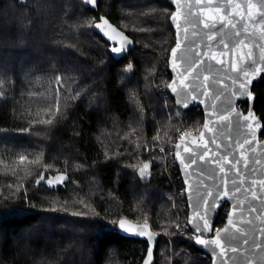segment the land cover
<instances>
[{
    "label": "trees",
    "instance_id": "1",
    "mask_svg": "<svg viewBox=\"0 0 264 264\" xmlns=\"http://www.w3.org/2000/svg\"><path fill=\"white\" fill-rule=\"evenodd\" d=\"M9 1L15 11L0 18V264H142L148 244L119 233L123 217L161 235L156 264H211L196 234L181 228L188 209L181 221L177 203L187 199L167 198L157 150L168 125L183 121L196 134L204 120L201 109L179 110L157 90L171 78L174 8L167 0H99L98 10L84 0H53L40 20L46 0H0V12ZM102 16L136 44L121 58L95 31ZM41 34L46 50L35 40ZM253 91L264 122V77ZM45 170L70 181L36 186ZM226 218L227 205L216 226Z\"/></svg>",
    "mask_w": 264,
    "mask_h": 264
},
{
    "label": "water",
    "instance_id": "2",
    "mask_svg": "<svg viewBox=\"0 0 264 264\" xmlns=\"http://www.w3.org/2000/svg\"><path fill=\"white\" fill-rule=\"evenodd\" d=\"M167 1L174 8L170 23L175 32V43L168 56L171 75L168 90L179 110L199 107L204 116L199 132L181 136L176 143L180 147L174 148L186 188L187 224L192 231L202 225L197 212L203 210L209 225L220 230L219 247L211 243L217 239L215 231L206 229L203 235L193 231L209 242L197 247L211 258V264H264V138L261 136L264 122L255 110L253 91L254 85L264 77V0ZM86 6L98 10L99 0ZM102 17L95 23V31L111 45V55L121 58L136 44L108 17ZM113 47L121 51L114 53ZM233 64L239 71L232 70ZM241 83L245 84L244 88L240 87ZM243 102L249 103L247 111L240 108ZM245 115L250 119L245 120ZM185 147L188 152L184 151ZM220 168L225 171L220 172ZM47 173L43 171L37 186L45 184L54 189L65 187L70 181L67 173ZM227 190L232 191L225 197ZM214 199L216 206L207 211L205 201L211 203ZM226 205V221L217 227L220 212ZM118 228L125 237L145 241L147 252L151 246L152 255L149 257L146 252L142 264L145 259L156 264L161 235L149 223L123 217Z\"/></svg>",
    "mask_w": 264,
    "mask_h": 264
},
{
    "label": "built area",
    "instance_id": "3",
    "mask_svg": "<svg viewBox=\"0 0 264 264\" xmlns=\"http://www.w3.org/2000/svg\"><path fill=\"white\" fill-rule=\"evenodd\" d=\"M162 77L160 73L156 75L155 80H160ZM168 83L157 85V90L159 95L163 98H167L169 93ZM167 102V100H166ZM200 109V108H198ZM192 132V128L186 123L181 122L177 127L171 128L168 133L165 135L161 145L159 148L166 149L163 156L164 160V174L167 177V186L170 188V197L177 202H185L186 201V188L183 181L182 174L180 172V168L176 162L174 155V147L176 145L177 140L184 134ZM197 238V235H194Z\"/></svg>",
    "mask_w": 264,
    "mask_h": 264
},
{
    "label": "snow or ice",
    "instance_id": "4",
    "mask_svg": "<svg viewBox=\"0 0 264 264\" xmlns=\"http://www.w3.org/2000/svg\"><path fill=\"white\" fill-rule=\"evenodd\" d=\"M84 2H85L86 4H89V3H94L95 0H84ZM100 19H104V18L101 17ZM206 26H207V25H206ZM96 28H97V30H99V28H100L99 23L96 24ZM126 39H127V38H126ZM128 44H129V46H131L132 42L129 40V41H128ZM177 46H179V45H177ZM111 50H112V52H114V53H119V52L121 51L119 48H116V47H113ZM172 55H173V56L176 55V50H175V49L172 50ZM130 67H131V65H128L127 68L125 69V71H127L128 68H130ZM232 70H233V71H239V69L237 68L236 64H233V65H232ZM245 76H247V72H245ZM57 79L59 80V77H57ZM185 79H187V77H185ZM248 83L250 84L251 81H248ZM181 86L183 87V84H182ZM60 87H62V85H58V89H57V90H59ZM240 87H241V88H244V87H245V84L241 83ZM173 91H175V89H173ZM244 119H245V120H249V119H250V116H249V115H245V116H244ZM45 123H51V121L48 120V121H45ZM204 126H205L206 128L208 127L207 124H205ZM251 127H252V125L250 124V125H249V128H251ZM212 143H215V140H213ZM176 147L179 148L180 145L177 144ZM204 147L207 149V148H208V145L205 144ZM157 150H158L161 154H164V153L166 152V149H164V148H159V147H157ZM184 151H185V152H188L189 149H188L187 147H185V148H184ZM178 155H179V154L177 153V156H178ZM205 155H207V152L205 153ZM22 159H23V158H22ZM201 159H203V157H201ZM193 163H194V161H193ZM145 167H147V165H145ZM224 171H225L224 168H220V172H224ZM233 183H235V181H233ZM231 191H232V190H227V191H225V192H224V196H225V197H228V196L230 195ZM208 195H211V192H209ZM217 196H219V193H217ZM205 203L207 204V211H211V210L216 206V200H215V199H214L211 203H208L207 201H205ZM197 207L200 208V205H198ZM197 215H199V216L201 217V219L203 220V223H202V225H198L195 229H193V231H195V232H199L201 235H203V232H204V230H206V229L209 230V231H215V232H216V235H217V239H215L214 241H211V243H213V244H215L217 247H219V246H220V239H219V232H220V230H218V229H214L213 226H210V225H209V223H208V219H207V213H206V211H203V210H202V211H198V212H197ZM228 223H229V226H231V223H232V222L229 221ZM120 227L123 228V223H121ZM224 231H227V229H224ZM195 243L198 244V245H205L206 243H209V242L205 241L204 239L197 238V239L195 240ZM233 251H235V249H233ZM147 255H148L149 257L152 255V248H151V246H150L149 249H148ZM221 255H223V254H221ZM143 264H149L148 259H145L144 262H143Z\"/></svg>",
    "mask_w": 264,
    "mask_h": 264
},
{
    "label": "rangeland",
    "instance_id": "5",
    "mask_svg": "<svg viewBox=\"0 0 264 264\" xmlns=\"http://www.w3.org/2000/svg\"><path fill=\"white\" fill-rule=\"evenodd\" d=\"M58 3L59 4H63L64 3V0H58ZM54 4V1L53 0H46V1H42V3H41V6H42V12L39 14V17L38 16H36V18L38 19H40V20H42L44 17H46L45 15L46 14H48V15H50L49 13L52 11V5ZM15 10H14V6H13V4L9 1L8 2V5L6 6V9H3L1 12H0V18L1 19H6V18H8V16H9V13H13ZM11 22H14L12 19H11ZM19 23H20V19H19ZM4 24L5 25H7V26H10V25H12L11 23L10 24H7V23H5L4 22ZM20 25H21V23H20ZM63 26H65V23H63ZM5 29H7L8 27H4ZM46 32L47 31H45V34H46ZM43 35L44 34H41V36H40V38L39 39H35L36 40V42L37 43H39V45H40V47L41 48H45L46 46H47V42H46V40H47V37H46V35H44V37H43ZM34 47H35V42H34ZM33 48V47H32ZM45 50H46V48H45ZM170 81V80H169ZM61 83V80H58V82H57V84H60ZM168 129H169V125H168V128H167V131H166V133H165V135L167 134V132H168ZM171 129V128H170ZM169 129V130H170ZM165 135L163 136V138H162V140L161 141H163V139H164V137H165ZM145 165H147V167H145ZM150 176H151V163L150 162H147V163H145L143 166H142V168H141V170H140V177H141V179L142 180H144V181H147L149 178H150ZM45 185V184H44ZM37 186V185H36ZM40 186V185H39ZM167 198L170 200H172L173 201V199L172 198H170L168 195H167ZM178 205H180V207L182 208V210L181 211H179L180 212V216H181V221L184 219V215H185V210L184 209H188V205L186 204V203H177ZM43 224H45V225H47V224H49V221L48 220H45L44 221V223ZM176 227L178 228V226L176 225ZM152 228H153V226H152ZM183 230H187V228H188V224L187 223H185L184 225H183V227H181ZM91 229V228H90ZM154 229V228H153ZM87 231H88V233H89V229H87ZM156 231V230H155ZM165 235L168 237V233H165ZM161 237V236H160ZM193 238L196 240L197 238H200V239H204L203 237H201V236H199V235H197V238H195V236H193ZM160 240V239H159ZM71 254L70 253H68V255L67 256H70ZM207 255V254H206ZM205 257V256H204ZM156 261H157V258H156Z\"/></svg>",
    "mask_w": 264,
    "mask_h": 264
},
{
    "label": "flooded vegetation",
    "instance_id": "6",
    "mask_svg": "<svg viewBox=\"0 0 264 264\" xmlns=\"http://www.w3.org/2000/svg\"><path fill=\"white\" fill-rule=\"evenodd\" d=\"M256 99H257V97H256ZM243 103L246 104V107H244L243 110H244V111H247V110H248V107H249V103H248V102H243ZM255 110H256V109H255ZM256 112H257V111H256ZM257 114H258V113H257ZM260 117H261V115H260ZM261 119H262V118H261ZM261 136H262V139H263V138H264V130H263ZM227 211H228V206H227ZM216 229H217V228H216Z\"/></svg>",
    "mask_w": 264,
    "mask_h": 264
},
{
    "label": "bare ground",
    "instance_id": "7",
    "mask_svg": "<svg viewBox=\"0 0 264 264\" xmlns=\"http://www.w3.org/2000/svg\"><path fill=\"white\" fill-rule=\"evenodd\" d=\"M168 101V100H167ZM167 103H169V102H167ZM169 105H170V103H169ZM168 107V106H167Z\"/></svg>",
    "mask_w": 264,
    "mask_h": 264
}]
</instances>
